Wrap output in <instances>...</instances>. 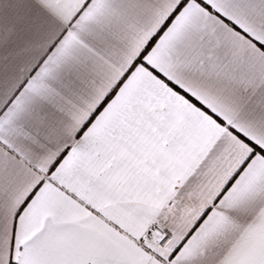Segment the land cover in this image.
<instances>
[{
	"label": "snow or ice",
	"instance_id": "6c2138e0",
	"mask_svg": "<svg viewBox=\"0 0 264 264\" xmlns=\"http://www.w3.org/2000/svg\"><path fill=\"white\" fill-rule=\"evenodd\" d=\"M0 264H264V0H0Z\"/></svg>",
	"mask_w": 264,
	"mask_h": 264
}]
</instances>
